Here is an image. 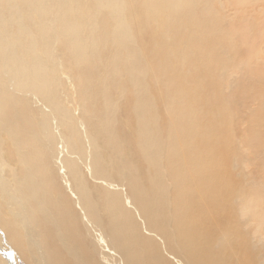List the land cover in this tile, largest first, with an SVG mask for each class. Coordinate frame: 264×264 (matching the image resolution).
<instances>
[{
	"label": "bare ground",
	"instance_id": "6f19581e",
	"mask_svg": "<svg viewBox=\"0 0 264 264\" xmlns=\"http://www.w3.org/2000/svg\"><path fill=\"white\" fill-rule=\"evenodd\" d=\"M165 13L187 47L167 78L137 46ZM262 45L264 0H0V133L47 215L33 239L0 156V252L25 237L32 264H264V78L240 60Z\"/></svg>",
	"mask_w": 264,
	"mask_h": 264
},
{
	"label": "rangeland",
	"instance_id": "374dc122",
	"mask_svg": "<svg viewBox=\"0 0 264 264\" xmlns=\"http://www.w3.org/2000/svg\"><path fill=\"white\" fill-rule=\"evenodd\" d=\"M145 2V0H144ZM230 9V14H232L233 9L231 7H228ZM214 9L221 17H225V13L222 11L221 6L216 3L214 5ZM251 13L254 14V21L257 22L258 14L256 12H253L249 10ZM228 12V13H229ZM150 17L152 16L151 10H148L147 12ZM229 16V14H228ZM240 18V17H239ZM150 21V20H149ZM148 21V23H149ZM173 23L169 21V13L163 14L158 23H152L151 27L148 31L140 30L139 38L137 40V46L140 50H142L145 54H147L148 57L153 59V61L161 66L167 69L168 73L164 74V77L167 78L168 74H176L178 71V62L175 61V54H178L174 49L178 46L182 52H185L187 50L186 45L181 43L176 37H172L170 33L173 31ZM186 27H183L180 29V32L185 33ZM179 59L181 57L179 56ZM245 60L244 62V72L248 73L250 76H254L255 78H264V45H262L260 48L257 49V51H254L251 55H247L243 58H240V60ZM191 66L198 67L197 62H190ZM240 74L239 70L237 68H231L229 72V77H236ZM169 87L165 85V83H161L160 90L166 91ZM132 92L129 91L128 94V104L125 107L123 119L125 121L124 129L130 131L132 134H135V129L137 128V120L135 118H132L131 112H130V106L132 102L133 95H131ZM74 103L68 102L67 104L71 107H75V105H78L76 97L73 95ZM166 103V99H162V104ZM39 105V104H38ZM253 106L256 104L253 103ZM79 107V106H77ZM76 109V108H75ZM78 114V110L76 112ZM94 113H88V115H91ZM16 122H19L22 124V127L25 129L26 127H30V124H32L30 117L27 119V123L24 124V117L17 116ZM242 128H245V125L242 126ZM15 133L14 126H12L10 132H6L3 128V131L0 133V156H4L9 163H11V168H8L7 166H3L4 176L7 179L8 182V190L9 192L14 196V202H17L16 208L19 211L25 210L26 213L30 214V222L33 224V227L31 226L30 229L32 230V236L33 239L42 240L44 241L45 236L44 234H40L39 231L41 230L43 224H45V218L47 215H36L30 213V206L28 203V195H30L29 189L24 185V178H26L30 184L31 182V188H40L41 187V178L38 174L34 172H28V173H22L20 172V153L18 149V144L16 141L14 142L12 137L10 135H13ZM165 136V133H163ZM13 151L15 153V157L12 158L11 155L13 154ZM244 179L247 181L252 179H258L256 176L253 168L249 164H245L244 166ZM64 185V184H63ZM61 193H65V189L63 187L60 188ZM0 204H2L1 199V193H0ZM32 202H30V205ZM5 209V212L2 214L6 215L7 217V208L5 205L2 204V206ZM5 219V218H4ZM64 223L67 225V222L63 220ZM14 225L19 228L23 232L24 237V231L22 230L20 223L14 222ZM67 235V233H57V237ZM2 239V238H0ZM25 242H21L20 244H14V248H8L4 247V251L0 252V259H3L5 262H12L13 264H32L30 262V259L28 258V251H30L31 245L26 241L24 237ZM34 249H37L36 247H33ZM76 251L77 259H83L84 256L81 252H79V247H75L74 249ZM26 253V255H25ZM39 264H41L39 262Z\"/></svg>",
	"mask_w": 264,
	"mask_h": 264
}]
</instances>
